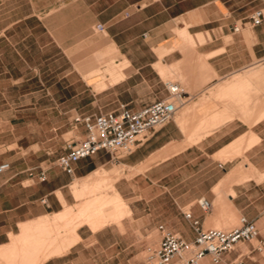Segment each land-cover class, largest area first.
Instances as JSON below:
<instances>
[{
  "label": "crops",
  "instance_id": "crops-1",
  "mask_svg": "<svg viewBox=\"0 0 264 264\" xmlns=\"http://www.w3.org/2000/svg\"><path fill=\"white\" fill-rule=\"evenodd\" d=\"M26 1L0 0V40L9 46L16 38L14 48L21 57ZM29 1L35 12L41 5L53 7V47H89L95 41L98 51L116 57V65L125 62L121 66L130 75L111 86L120 103L136 110L167 99L173 83L184 88V101L167 124L121 159L101 150L76 162L74 175L53 166L43 182L37 176L0 173L3 257L12 248L31 247L21 240L7 245L10 234L22 229L19 237L25 236L34 225L20 229V224L64 211L61 200L72 204L96 173L98 184L116 174L115 190L131 211L120 222L107 219L97 228L82 225L81 239L77 234L75 243L58 245L63 249L59 253L46 257L43 246V264H122L127 258L123 252L138 247V232H158L159 224L192 241L195 233L184 212L191 211L205 228L209 219L226 227L232 223L229 217H207L214 205L225 212L228 202L241 216L264 224V20L258 25L251 21L256 10L264 12V0ZM93 26L102 28L94 31ZM97 63L94 69L100 71ZM118 167L119 178L116 171L108 173ZM75 179L80 182L72 192ZM201 197L212 202L207 213L195 203ZM50 221L45 217L36 226ZM263 250L242 242L218 264H232L236 258L243 264H264V256H252ZM201 264L215 263L206 256Z\"/></svg>",
  "mask_w": 264,
  "mask_h": 264
},
{
  "label": "rangeland",
  "instance_id": "rangeland-1",
  "mask_svg": "<svg viewBox=\"0 0 264 264\" xmlns=\"http://www.w3.org/2000/svg\"><path fill=\"white\" fill-rule=\"evenodd\" d=\"M26 2L27 19L24 25L26 41L22 57L17 55L14 48L16 38L10 40L9 46L0 40V162L11 163L7 174L20 173L30 177L31 170L37 173L42 170L47 172L56 166V159L64 151L69 140L80 138L81 125L74 122L78 114H98L119 108L121 103L115 99L114 89L111 86L105 88L101 85V80L110 82L113 79L110 68L117 67L119 69L117 72H127L121 66L125 62L116 65V57L110 55L114 57V60L108 65L97 63V67L100 68V77L86 79L83 73L90 64L89 59L95 52L105 53V51L102 49L98 51L96 49L98 45L95 42L89 47L88 45L53 47V7L45 8L41 5L35 12L30 1ZM99 28L102 27L93 26L94 31H99ZM112 73L115 72L112 71ZM85 80H93V83L89 82L90 85ZM94 84L99 85L92 86ZM120 169L118 167L116 170L101 173L116 171L119 178ZM115 176L116 174L109 178L106 175L103 180H99L103 181L101 184H98L96 179V181H90L87 186L90 192H78V197L70 205L66 204L64 199L61 200L64 204V211L61 213L46 215L35 221L20 224V229L25 224L34 225L25 236L19 237L22 229L18 235L10 234V243L7 245H10L12 240H21L23 245L31 247L12 248L9 255L4 257L0 254V264H38V261L43 258L40 254L43 251L42 247L46 248L52 242L43 239L41 235L43 230H47L45 227L51 230L53 238H59L54 243L56 244L54 252L59 253L63 249L58 245L65 241L68 245L73 244V232L79 235V227L84 224L92 225L93 221L88 222V220L90 217H97L102 207L107 206L100 212L103 213L104 218L98 222L99 227L107 219L116 220L109 222L112 223L120 222L122 218L127 217V212L131 211L129 205L122 202V205L118 207L111 199L115 193ZM30 182L27 180L26 184ZM79 182L75 179L71 186L72 192L74 186H79ZM96 196L104 197L103 202L101 206L92 208L87 216L84 207L93 202ZM104 203L107 204L103 205ZM227 204L228 209L225 212H221L214 205L215 211L207 217V220L221 214L222 217H229L227 221H231L229 215L233 212L235 220H232L225 229L237 226L241 215L230 202ZM67 212L70 213L69 218L61 219L60 216L65 217L63 214ZM45 217H49L51 221L47 222L45 227L43 223L36 226ZM258 225L260 236L251 242L255 246L260 239H264V224ZM212 227L206 226V228ZM214 228L218 227L214 226ZM138 237V247L127 248V252H123L127 258L122 264H145L146 246L157 247L160 241V235L155 230L138 232ZM252 256L263 257L264 250L255 251Z\"/></svg>",
  "mask_w": 264,
  "mask_h": 264
},
{
  "label": "built area",
  "instance_id": "built-area-1",
  "mask_svg": "<svg viewBox=\"0 0 264 264\" xmlns=\"http://www.w3.org/2000/svg\"><path fill=\"white\" fill-rule=\"evenodd\" d=\"M263 20L262 9L251 15L254 25L260 24ZM169 92V98L154 101L136 110L126 103H121L115 110L98 114H78L74 122L83 127V133L79 135L80 138L69 140L64 151L57 157L56 165L67 174L74 175L76 162L101 150L110 152L116 160L132 153L177 113L184 101V88L178 83H173L169 86ZM10 168V162H2L0 173L7 172ZM29 175L37 176L42 182L47 179L44 170L39 173L31 170ZM42 202L47 203V199L43 198ZM195 203L206 213L212 208V202L205 197L196 199ZM184 215L191 222L195 233L194 239L186 240L164 224H159L157 227L160 234L159 244L157 247L145 248V264H201L206 256H210L212 261L218 264L226 254L234 251L239 243L252 242L260 236L257 223L246 216H241L237 226L221 229L205 228L191 211H185ZM262 246L264 241L260 240L256 248L261 250ZM232 264H243V260L236 258Z\"/></svg>",
  "mask_w": 264,
  "mask_h": 264
},
{
  "label": "bare ground",
  "instance_id": "bare-ground-1",
  "mask_svg": "<svg viewBox=\"0 0 264 264\" xmlns=\"http://www.w3.org/2000/svg\"><path fill=\"white\" fill-rule=\"evenodd\" d=\"M92 35V34H91ZM101 39V38H100ZM99 41V40H98ZM95 42V41H94ZM92 44H93V42H91ZM90 43V44H91ZM77 44H79V43H77ZM91 44V45H92ZM95 45V44H94ZM74 52H75V49H74ZM76 53V52H75ZM96 54V55H95ZM95 60L96 61H98V62H101L102 64H105V63H107L109 60H111L112 58H113V56H110L108 53H97V52H95ZM114 54V53H113ZM72 56V55H71ZM73 58V57H72ZM95 60H91V61H89L90 62V64H89V66H88V68H87V72L86 73H84V77L86 78V79H88L89 77H97V78H99L100 77V75L101 74H99V71L98 70H96V69H94V61ZM119 70V69H118ZM109 71V70H108ZM107 71V72H108ZM111 76L113 77V79L110 81V82H105V80H101V85H103L105 88H108L109 86H112V85H114L115 83H118V82H120L121 80H123L124 78H126L128 75H130L129 73H123V72H121V71H118V72H115V73H112V70H111ZM119 74V75H118ZM115 75H118V76H116L115 77ZM253 173H251V175H252ZM96 175V178L99 176V173H96L95 174ZM96 178H93V179H91V180H95ZM97 180V179H96ZM95 180V181H96ZM87 186L88 185H85L84 187H83V190H82V192L84 191V192H87L88 193V191L90 192V190H88V188H87ZM78 197V193H76L75 194V198H77ZM103 198L104 197H102V196H100V197H98V196H96V198L94 199V201L93 202H91L90 204H88V205H86V207H84V211H85V214L88 216L89 215V211H91V209L92 208H94L95 206L96 207H98V206H101V204H102V202H103ZM112 202H114V204L116 205V206H121L122 205V202H124L123 200H122V198H121V196L119 195V193L115 190V193H114V195L112 196ZM107 203H104L103 205H106ZM107 206H104V207H102L101 209H99V211H98V214H97V217H93V218H91L90 216V219L88 220V222H91V221H93V223H92V225L91 226H93L94 228H97V227H99L98 225H99V221L100 220H102L103 218H104V215H103V213H100V212H102V210H104L105 208H106ZM63 215H65V217H63V216H60V218L61 219H64V220H67L68 218H69V216H70V213L69 212H67L66 214H63ZM232 220H235L234 219V215H232ZM239 223H240V221H239ZM46 224H47V222H44L43 223V226L45 227L46 226ZM208 224H209V226H215V227H218V228H221V229H225L226 227L223 225V224H220V225H215L214 224V222H213V220H211V219H209V222H208ZM228 226V225H227ZM45 229H47L48 230V227H45ZM47 230H43L42 231V233H41V235H42V237H43V239H47V240H51L52 242H51V244L50 245H48V247H46V254H47V256L46 257H48L50 254H52V253H55L54 251H55V245L56 244H54L59 238H56V237H54L53 238V233L51 232V230L49 231H47ZM74 233V235L72 236V239H73V243L74 242H76L77 240H79V237H78V235H77V233L74 231L73 232ZM47 258H42L39 262H38V264H43L44 263V261L46 260Z\"/></svg>",
  "mask_w": 264,
  "mask_h": 264
}]
</instances>
